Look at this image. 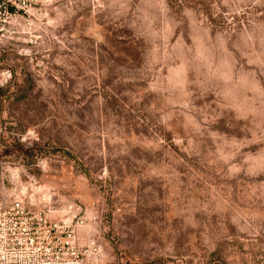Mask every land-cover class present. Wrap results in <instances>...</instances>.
Listing matches in <instances>:
<instances>
[{"label":"rangeland","instance_id":"obj_1","mask_svg":"<svg viewBox=\"0 0 264 264\" xmlns=\"http://www.w3.org/2000/svg\"><path fill=\"white\" fill-rule=\"evenodd\" d=\"M5 29L0 199L85 216L103 264H264V0H37Z\"/></svg>","mask_w":264,"mask_h":264},{"label":"built area","instance_id":"obj_2","mask_svg":"<svg viewBox=\"0 0 264 264\" xmlns=\"http://www.w3.org/2000/svg\"><path fill=\"white\" fill-rule=\"evenodd\" d=\"M37 0H0V33L28 13ZM14 33V31H13ZM8 81L11 70L4 72ZM45 204L21 197L0 199V264H103L104 246L87 227L83 215L54 218Z\"/></svg>","mask_w":264,"mask_h":264}]
</instances>
